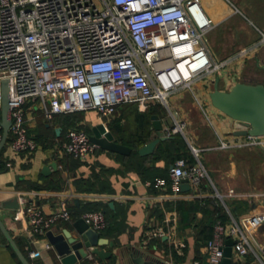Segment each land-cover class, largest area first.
I'll return each mask as SVG.
<instances>
[{
  "label": "built area",
  "instance_id": "2783aa9c",
  "mask_svg": "<svg viewBox=\"0 0 264 264\" xmlns=\"http://www.w3.org/2000/svg\"><path fill=\"white\" fill-rule=\"evenodd\" d=\"M211 28L212 19L204 13L200 0H0V112L2 81L6 79L11 152L30 153L38 148L28 133L26 119L27 105L33 103L51 122L58 114L89 110L108 117L123 104H134L145 111L157 102L173 121L168 134L188 138L187 118L168 101L170 95L187 88L211 124L208 111L192 89L196 78L214 75L227 63L217 60L205 41ZM260 41H264V34ZM252 48L244 47L234 57ZM217 137L216 145L203 150L253 146L264 149V135L245 134L234 139L217 133ZM53 144L60 156L75 159H85L96 148L90 133L78 127H69L62 137L54 138ZM190 147L197 159L190 163L179 157L170 170L174 192L179 190L182 178L192 186L209 179L198 158L202 149ZM217 195L222 200V195ZM227 195L243 196L233 189ZM17 215L27 223L30 235L36 237L59 220H73L65 199L52 213L25 203ZM81 217L97 232L107 226L106 215L100 209L85 211ZM262 224L264 213L245 215L241 223L232 218L229 231L236 233L232 247L238 257L253 250L254 237L249 232ZM167 231L162 223H150L141 244L146 247ZM225 246L226 223L216 219L205 244V259L194 258L190 264H220ZM174 247L178 254L183 253V243ZM38 254L39 251L29 253L31 257Z\"/></svg>",
  "mask_w": 264,
  "mask_h": 264
},
{
  "label": "crops",
  "instance_id": "0c3cea01",
  "mask_svg": "<svg viewBox=\"0 0 264 264\" xmlns=\"http://www.w3.org/2000/svg\"><path fill=\"white\" fill-rule=\"evenodd\" d=\"M200 3L204 13L212 19V28L208 31L211 38L206 43L217 60H227V63L214 75L208 76L210 81H205V77L196 78L192 84L195 95L198 90L208 104L206 110L211 117V127L205 128V135L197 132L202 129L203 124L193 126L187 118L186 114L191 108L185 91L187 88L180 89L168 98L172 103L171 107L178 108L187 118V129L192 132L191 137L195 143L188 136L185 138L179 133L168 134L167 129L173 121L167 109L157 102L152 103L145 111H140L134 104H123L108 117H101L96 111L89 110L83 112V118L78 123L87 125L90 129L93 125L103 123L112 132L114 139L121 142L134 136L137 127L135 114L146 113L150 115L147 126L149 133L144 141L137 144L139 148L154 137L151 115L156 114L170 138L159 141L153 152L148 154H140L138 149L131 150L129 154H121L96 145L95 150L85 159H75L60 156L50 142L39 144L33 152L17 154L12 153L8 143H5L2 152L0 151V158L6 161L3 163L0 160V218L30 264L62 262L46 235H30L27 223L18 217L17 210L25 203H33L49 214L58 208L61 200H66V207L73 215V220L54 223L49 230L55 234L68 231L76 236L73 221L91 208H99L105 213L107 226L99 233L108 243L101 245V248L111 251V256L103 261L96 255H88L79 264H190L194 258L206 257L205 244L218 202L223 204L228 213V219L224 222L226 242L231 240L233 243L236 237V233L229 231L232 218L241 223L245 215L264 213V191L245 193L241 197L233 196L237 198L234 200H244L247 205L238 207L232 215L225 205V197L232 196L226 193L222 196V201L217 195L220 194L219 188L210 178L203 179L197 186L190 185L186 190L179 187L177 192L173 191L171 185H167L176 159L171 161L176 153L171 151L172 142L179 135L186 144V157L183 158L187 161L189 157L197 159L190 145L202 149L198 154L202 163L209 162L208 152L227 153L257 148L203 150L216 145L217 133L234 139L238 136L232 134L233 121L211 105L208 93L217 76L220 87L229 89L237 81H253L255 77L262 75L259 65L264 64V41H260L264 34V0H200ZM218 28H221V32L213 35V30ZM248 46H253L248 53L234 57L240 49ZM188 91L194 97L192 91ZM196 105L201 111L197 102ZM26 119L29 133L33 136L46 135L51 127H59L53 122L45 123L41 109L35 103L27 106ZM124 124H128L127 131L123 128ZM166 146L168 151L163 150L159 157H153L160 148ZM179 152L183 154V150ZM54 161L56 169L43 174L42 167ZM157 180H162L163 183L156 184ZM150 223H162L168 231L166 235L152 240L144 247L140 240ZM249 235L254 237L253 250L238 257L232 247L228 264H264V224L249 232ZM178 242L184 245L182 254L175 250L174 245ZM31 251H39V254L31 257ZM0 264H23L1 230Z\"/></svg>",
  "mask_w": 264,
  "mask_h": 264
},
{
  "label": "water",
  "instance_id": "95a60500",
  "mask_svg": "<svg viewBox=\"0 0 264 264\" xmlns=\"http://www.w3.org/2000/svg\"><path fill=\"white\" fill-rule=\"evenodd\" d=\"M259 66L262 69V75L259 76L258 81L241 80L235 82L229 89H222L219 85V76H217L214 78L212 89L208 93L211 105L233 121V135H264V64ZM151 119L154 137L138 148L140 154L153 152L159 141L170 138L165 133L158 116L152 114ZM0 124L2 127L1 151L7 141L11 124L9 85L6 79L2 81ZM55 132L58 135L60 127H56ZM90 140L95 145L108 151L129 154L132 150L130 146L116 141L112 132L103 123L91 127ZM0 160L6 163L4 159ZM51 169H56L55 161L45 164L42 167V173L48 174ZM180 187L182 190L190 188L187 178H182ZM73 226L77 231L76 236L68 231L67 233L63 231L60 234H55L52 230H47L45 233L48 241L60 257L62 264H79L78 262L88 257V255H96L103 261L111 256V251L101 248V245L108 243V240L100 237V233L90 228L82 217L76 218L73 221ZM0 230L22 263L30 264L16 245L1 218ZM109 243L112 244V242ZM226 244L222 263L228 264L232 254V241L227 240Z\"/></svg>",
  "mask_w": 264,
  "mask_h": 264
},
{
  "label": "rangeland",
  "instance_id": "374dc122",
  "mask_svg": "<svg viewBox=\"0 0 264 264\" xmlns=\"http://www.w3.org/2000/svg\"><path fill=\"white\" fill-rule=\"evenodd\" d=\"M220 32L221 28H218L217 30H213L212 34L215 35V33L219 34ZM209 38H211V34L207 32L205 35V41H208ZM204 80L210 81L209 77H205ZM258 80L259 77L253 79V81ZM185 91L187 92L188 103L191 105L190 110L188 112L185 111V113H188L186 114L187 118L192 122L193 126L196 124H203L202 129L197 132L201 135H205L207 131L205 128H208L210 124L205 119L203 113L196 108L197 105L195 99L188 89ZM196 95L205 108H207L208 104L204 101L202 94L198 90ZM168 101L171 105V101ZM79 116L82 120L83 114H80ZM57 119L58 118H56V123L58 122ZM123 128L127 131L129 129L128 124H124ZM185 134L190 137V141H194L191 137L192 132L189 128L186 129ZM207 161L209 162L207 163L203 161L207 174L210 180L219 188L222 196L226 195L230 189H233L235 193L240 194L264 191V149L257 147L256 149H242L233 152L228 151L227 153L208 152ZM225 198L229 203L234 201V199H237L236 197L233 198V196H226Z\"/></svg>",
  "mask_w": 264,
  "mask_h": 264
},
{
  "label": "trees",
  "instance_id": "16d2710c",
  "mask_svg": "<svg viewBox=\"0 0 264 264\" xmlns=\"http://www.w3.org/2000/svg\"><path fill=\"white\" fill-rule=\"evenodd\" d=\"M80 114H83V112H75V113H69V114H58V115H55L51 122L56 123V118H58L57 119L58 122L56 124H58V126L61 127V132L58 135L56 134L54 127H51V129L49 128L50 132L47 133L46 135L39 134L37 136H33V135H31L29 133V130H28V133L37 141L38 144H44L46 142H50L51 144H53L54 143V138L56 136L62 137L64 132L69 127L83 128L88 133H90V128L87 125H78V123L81 121V117L79 116ZM135 115H136L135 117H136V121H137V127H136V131L134 133V136L129 138L128 140H122L121 141L124 144L130 146L132 148V151L133 150L135 151V150L138 149V147H137L138 145L137 144L142 142V141H144V139H146L148 137V133H149L147 126H148V123H149V116L150 115H148L146 113H136ZM45 123L49 124L50 122L45 119ZM176 138H177V140H174L172 142V150H171L172 152H176V153L171 157V161H173L175 158L177 159L179 157H186L184 154L187 152V149H186V144L184 142V139L180 135L178 137H176ZM9 139H10V137H9V134H8L6 143L9 142ZM2 150H3V148H2ZM2 150H1V152H2ZM163 150L168 151V146H166L165 148H160L159 151L156 152L153 157L154 158L155 157H159L160 156L159 153H161ZM180 150H183V154H181L179 152ZM194 161L195 160L192 157H189V161L188 162L192 163ZM167 185L169 187L170 180L167 181ZM217 204L218 205L215 206V212H214V216H213V221H212V223H211V225L209 227V235H207V240L212 235L213 224H214L215 220L216 219H221L223 222H225L228 219V213L226 212V209L224 208L223 204H221L220 202H218ZM225 205L227 206V208L230 211V213L232 215H234L235 214V209H237L238 207H242V206L246 207L247 202L244 201V200H241V201L240 200H234V201H231L230 203L225 201ZM96 209H99V208H91L89 210H96ZM159 238H157V239H159ZM246 264H249V263H246Z\"/></svg>",
  "mask_w": 264,
  "mask_h": 264
}]
</instances>
